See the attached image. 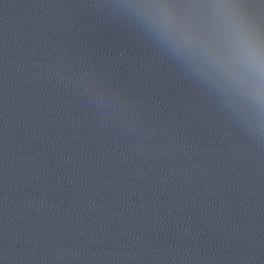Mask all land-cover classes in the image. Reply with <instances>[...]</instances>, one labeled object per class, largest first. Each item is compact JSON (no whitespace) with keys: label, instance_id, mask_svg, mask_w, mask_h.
Instances as JSON below:
<instances>
[{"label":"clouds","instance_id":"clouds-1","mask_svg":"<svg viewBox=\"0 0 264 264\" xmlns=\"http://www.w3.org/2000/svg\"><path fill=\"white\" fill-rule=\"evenodd\" d=\"M130 6L187 77L264 134V27L242 0H131Z\"/></svg>","mask_w":264,"mask_h":264}]
</instances>
